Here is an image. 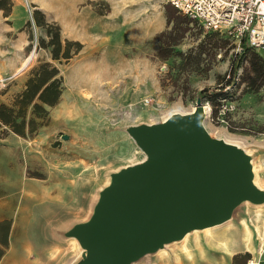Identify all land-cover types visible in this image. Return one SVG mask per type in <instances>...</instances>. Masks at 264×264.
<instances>
[{
	"label": "rangeland",
	"instance_id": "obj_1",
	"mask_svg": "<svg viewBox=\"0 0 264 264\" xmlns=\"http://www.w3.org/2000/svg\"><path fill=\"white\" fill-rule=\"evenodd\" d=\"M22 4V12L12 19L0 12V104L13 102L30 70L41 61L59 68L64 92L37 132L22 137L0 127V212L11 218L13 239L34 237L40 249L43 238L53 236L60 240V253L75 259V264L82 248L65 233L89 219L112 173L146 158L126 129L162 122L180 107L183 113L192 112L198 99L211 107L204 123L212 136L222 139L219 132L225 130L241 137L252 161L264 163V49L237 51L221 35L219 47L206 46L201 57L189 56L202 59L200 66L179 70L177 58L163 60L158 55L157 36L167 29L166 11L177 10L164 0H22ZM36 9L60 25L64 40L81 42V52L59 62L38 47L41 37L48 39L45 31L23 24ZM16 19L20 23L14 24ZM189 20L183 27L190 28L177 47L185 52L195 50L208 33ZM240 59L241 67L229 84L232 65ZM86 93L91 94L89 99ZM149 98L152 102L147 104ZM251 204H241L230 220L208 229L241 230L239 220L229 222L235 217L242 220L243 208ZM248 223L252 227L250 217ZM205 230L193 231L133 264H231L240 253L221 263L227 253L225 240L205 239Z\"/></svg>",
	"mask_w": 264,
	"mask_h": 264
},
{
	"label": "water",
	"instance_id": "obj_2",
	"mask_svg": "<svg viewBox=\"0 0 264 264\" xmlns=\"http://www.w3.org/2000/svg\"><path fill=\"white\" fill-rule=\"evenodd\" d=\"M205 118L198 99L193 112L126 129L146 158L112 173L89 219L65 233L82 248L75 264H133L264 203L252 156L212 136Z\"/></svg>",
	"mask_w": 264,
	"mask_h": 264
},
{
	"label": "trees",
	"instance_id": "obj_3",
	"mask_svg": "<svg viewBox=\"0 0 264 264\" xmlns=\"http://www.w3.org/2000/svg\"><path fill=\"white\" fill-rule=\"evenodd\" d=\"M9 0H0V9L5 10L6 16L9 15ZM167 29L158 34V55L163 60L177 58L179 64L177 69H187L189 66H200L202 59L189 58L192 54L201 57L206 53V46L219 47L218 42L224 38L217 32H208L204 40L195 50L188 52L178 50L180 41L185 37L190 27L187 26L190 20L187 16L182 15L178 10L166 11ZM39 27L43 29L48 36L39 39L38 47L50 52L52 59L62 62L70 60L83 49V44L79 41L63 39L61 27L56 23H50L45 14L36 9L31 19L26 23V27ZM33 40V35H30ZM250 46L243 44V51L249 50ZM241 67L240 61L232 65V78L229 84H232L238 69ZM256 80V79H254ZM64 92V81L58 67L49 61H41L37 66L32 68L27 76L26 82L15 97L11 104H0V127L5 126L7 129L19 136L33 134L49 121L50 109L57 106ZM11 223L9 221L0 222V259L4 255L8 245V236L10 233ZM251 259L249 253L237 254L234 256L231 264H248Z\"/></svg>",
	"mask_w": 264,
	"mask_h": 264
},
{
	"label": "crops",
	"instance_id": "obj_4",
	"mask_svg": "<svg viewBox=\"0 0 264 264\" xmlns=\"http://www.w3.org/2000/svg\"><path fill=\"white\" fill-rule=\"evenodd\" d=\"M8 7H10L9 15L6 16L5 10L0 9L1 14L5 19H12L13 16L19 15L22 12L23 4L22 0H9ZM18 19V18H17ZM14 21V24L20 23V21ZM28 19L23 20V24H26ZM23 24L21 26H23ZM254 172H255V183L256 185L264 191V163L253 160ZM246 209L245 217L240 220L239 217H235L234 220L229 222V225L235 224V220H239V224L242 227V221H246L248 223V217L251 219V229H252V245L250 248H247L240 243L239 235H241V230L233 233L232 228L223 229V231H210L203 234V237L211 238L213 241H217L220 239L225 240V245L232 250V254L228 255V252L222 256L223 259L221 263H225L228 258H232L236 253L247 252L251 255L254 260H258L260 264H264V203L260 205L251 204ZM244 210L239 211L241 213ZM247 217V218H246ZM239 218V219H238ZM9 221L11 223L10 233L8 236V245L6 246L4 255L0 259V264H72L75 259L70 258L68 255L60 253V248H58L57 243L60 244V240L55 239V237L46 236L42 240V246L40 249L37 248V243L34 241V237H20L21 243L17 240L13 239L14 226L12 225L11 218L6 215V212H0V222ZM249 224V223H248ZM257 226L261 230V234L259 235L257 231ZM227 234H231L227 236ZM24 236V234L22 235ZM211 236V237H210ZM197 238V237H196ZM197 240V239H196ZM223 240V241H224ZM58 241V242H57ZM1 244V243H0ZM2 245V244H1ZM214 246L216 243L214 242ZM226 257V260L224 258ZM71 260V261H70Z\"/></svg>",
	"mask_w": 264,
	"mask_h": 264
},
{
	"label": "built area",
	"instance_id": "obj_5",
	"mask_svg": "<svg viewBox=\"0 0 264 264\" xmlns=\"http://www.w3.org/2000/svg\"><path fill=\"white\" fill-rule=\"evenodd\" d=\"M164 1L199 23L205 31L227 37L237 51H243V44L264 49V0ZM145 102L149 104L152 99ZM249 264L255 263L251 260Z\"/></svg>",
	"mask_w": 264,
	"mask_h": 264
},
{
	"label": "bare ground",
	"instance_id": "obj_6",
	"mask_svg": "<svg viewBox=\"0 0 264 264\" xmlns=\"http://www.w3.org/2000/svg\"><path fill=\"white\" fill-rule=\"evenodd\" d=\"M40 2V1H39ZM42 3V1H41ZM55 7V6H54ZM32 59V55L27 57V59L25 60V62L23 63L22 65V68L25 67L29 61ZM100 70V69H99ZM100 72V71H99ZM98 72V74H99ZM101 73V72H100ZM96 75V74H94ZM100 75V74H99ZM86 76V75H85ZM88 76V75H87ZM91 77V76H90ZM83 78V77H82ZM89 78V77H88ZM93 78V77H91ZM84 79H82L83 81ZM93 79H91L92 81ZM86 81V79H85ZM88 81V80H87ZM86 81V82H87ZM95 81V80H94ZM100 81V80H99ZM96 82V81H95ZM89 83V82H88ZM100 83V82H99ZM98 83V84H99ZM92 85V84H91ZM102 87V86H101ZM99 89V88H98ZM91 93V92H90ZM90 93H86V96H85V99H89L91 97V94ZM177 107V106H175ZM196 109V106L193 107L192 109V112ZM203 110L206 114V116L208 117L209 114H210V111H211V107L209 105H204L203 104ZM185 111V110H183ZM183 111L181 110V107L180 108H177L175 110V113H183ZM172 114H168L167 118H169ZM166 118V119H167ZM164 121V120H163ZM225 131V130H224ZM224 131H220L219 134L223 137L222 139L227 142V143H230V144H233V145H236L238 147H241L243 148L244 150H246V146H247V142L246 140L242 139L241 137L239 136H236V135H233V134H228L227 132H224ZM248 152V150H246ZM207 232H209V229H206ZM257 231L259 233V235L261 234V230L260 228L257 226ZM241 235H239V238H240V243H243L244 246H246L247 248H250L251 245H252V229L250 227V225L246 222V221H242V231H241ZM264 241V240H263ZM227 252H228V255L232 254V250L230 249V247H228L227 249ZM82 254V253H81ZM234 256V255H233ZM224 260H226V257L224 258Z\"/></svg>",
	"mask_w": 264,
	"mask_h": 264
}]
</instances>
